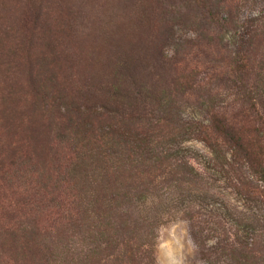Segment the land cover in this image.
Segmentation results:
<instances>
[{
	"label": "trees",
	"instance_id": "16d2710c",
	"mask_svg": "<svg viewBox=\"0 0 264 264\" xmlns=\"http://www.w3.org/2000/svg\"><path fill=\"white\" fill-rule=\"evenodd\" d=\"M201 1L211 3H193ZM210 19H205L207 27L213 25ZM65 29L71 39L77 34L70 25L65 28V23L56 26L41 59L35 63L28 53L27 60L22 61L24 68L19 69L21 78L4 79L8 92L3 93L0 106L25 110L21 112L27 117L7 116L6 110L0 113V229L4 230L0 241L7 253L15 254L14 263L156 264L157 231L171 211V207L165 209L171 201L164 198L162 191L184 188L179 203L190 201L208 211L201 217L193 208L184 214L203 264H264V253L254 239L253 233L257 232L249 219L239 222L227 207L216 205L217 195L183 157L181 146L185 136L197 137L210 150L211 162L225 173L227 187L247 203L264 208V133L240 127L239 122L226 116L227 109L221 102L211 96L219 92L213 83L228 82L227 87L236 89L249 112L254 111L256 107L251 103L256 101L253 95H259V82L264 85V64L259 66L241 44L233 56L221 60L228 73L221 70L217 76L209 74L208 83L201 81L210 92V101L204 102L208 120L177 126V116L167 111L172 110L175 95L187 93L181 89V82L173 81V88L168 89L158 81L155 87H149L140 78L139 82L133 78L130 71H135L134 65L126 58L106 70L107 81L98 80L92 86L87 79H78L77 71L82 69L75 68L77 51L66 53L69 45L60 41ZM173 31L170 27L162 33L159 47L151 46L149 36L144 52L151 60L157 55L164 68L168 64L176 67L186 55L185 46L178 44L172 60L163 57L164 46L174 40ZM185 44L190 45L188 41ZM9 63L10 58L0 63L3 75ZM222 66L210 69L218 71ZM69 71L70 83L65 80ZM146 72H151L150 67ZM224 75L228 76L226 81L222 79ZM21 93L26 94L24 98ZM21 98L26 101H19ZM155 106L162 113L155 120L158 127L145 128L153 120L148 116L142 123H131L130 115L148 112L153 116L148 110ZM27 133L29 137L23 140ZM54 146L62 148H56L63 154L62 168L50 177L53 184L63 183L68 190L52 192L55 197H49V175L40 176L37 169L48 163ZM72 166L83 189L71 187L70 176L64 178ZM222 208L223 216L240 227L234 237L210 242L209 221ZM227 223L229 220L223 224ZM4 261L10 262L7 258Z\"/></svg>",
	"mask_w": 264,
	"mask_h": 264
},
{
	"label": "rangeland",
	"instance_id": "374dc122",
	"mask_svg": "<svg viewBox=\"0 0 264 264\" xmlns=\"http://www.w3.org/2000/svg\"><path fill=\"white\" fill-rule=\"evenodd\" d=\"M209 16L213 23L211 27H207L205 20ZM61 23H65V28H69L70 25L77 30L72 39L69 30H63L60 41L63 40V44L69 45L66 53L75 54L77 51L79 55L75 66L77 70L82 69L80 73L76 70L79 80L87 79V83L92 86L98 80L107 81L109 72L106 70L127 58L131 59L129 63L134 65L135 71H130L133 78L137 81L140 78L144 83H148L149 87H155L158 81L159 85L168 89L169 86L173 88L174 82H181L183 84L181 89L187 93L175 95L173 97L175 105L170 107L171 111H167L177 116L175 117L177 126L188 127L190 124L208 120L204 109V102L210 101L209 87L205 85L208 83L206 77L214 74L217 76L221 70L228 73V67L225 64L222 66L221 60L225 58L228 60L241 44L250 57L257 60L259 66L264 64V0H211V3L201 1L198 4H194L193 0H0V63L10 58V63L5 65L4 71L7 69L5 75L0 72L1 102L3 93L8 92L4 79L8 76L15 80L21 78L19 69L24 68L22 61L27 60L28 53L32 54L31 60L38 62L41 54L46 52L45 48L49 47L48 40L54 34V28ZM164 24H167V27H164ZM170 27L174 29V40L170 45L168 43L164 46L163 57L172 60L177 53L178 44L185 46L186 55L180 59L181 64L176 67L174 64H168L165 65V69L157 55L151 60L144 52L148 48L149 36L152 40L151 46L156 47L162 33H166ZM187 41L190 43L188 46L185 44ZM133 56L136 57L133 59ZM72 61L74 62L73 59ZM214 66H222V69L212 71L210 68ZM147 67H150V73L146 72ZM75 68L72 67V72ZM70 76L71 71L68 72L69 78L65 77L68 83L72 82ZM227 77L224 75V78H221L225 80ZM15 80L14 82L18 83ZM213 84L215 88H219V92L211 96L227 109L228 118L235 119L240 123L239 126L246 130L252 128L264 133L263 84L259 82L257 86L259 95H256L257 93L253 95L256 96V101L251 103L256 109L250 112L249 107L243 105V97L236 94V89L227 87L230 83L217 81ZM44 90L48 89L45 87ZM20 95L24 98L26 94ZM27 95L31 96L29 93ZM22 98L18 100L25 102L26 100ZM5 110L7 116L17 117H23L22 112L25 111L1 105L0 113ZM148 111L153 116L148 112L146 115L144 112L130 115L133 120H130L131 123L139 124L148 116L153 120L146 124L145 128L158 127L155 120L162 115L159 108L149 107ZM18 120L20 124L23 121L22 118ZM28 137L27 133L22 138L24 140ZM181 146L184 149L183 157L201 174L203 183L217 195L216 205L227 207L237 215L235 219L239 222L242 218L249 219L250 225L257 232L256 234L252 232L254 237L256 236L254 239L264 253V208L256 203H247L227 187L225 173L211 162L210 150L197 137L185 136V139H181ZM53 148L55 150L50 158L52 163L49 160L48 163L40 164L37 169L40 176H44L45 173L49 175L50 180L47 181L49 197H55L52 192L64 193L68 190L63 188V183L53 184L51 180L50 175L61 170L60 162L63 157V154L57 152L62 151L61 147ZM70 169L64 178L70 176L73 180L71 187L76 185L80 190L81 182L75 179L73 172L75 168L72 166ZM32 184L34 185V182ZM183 189L162 191L164 198L171 201L165 204V209L171 207V211L162 219L163 224L157 231L156 264H203L198 259L197 249L190 238L188 223L184 217L192 208L198 217L207 214L208 211L204 212L200 204L191 205L190 201L179 203ZM165 209H162L163 212ZM223 213L222 208V211L213 213L215 215L211 216L212 219L206 217L207 220L211 219L210 242L227 236L234 237L236 229L240 227L238 223L233 224L230 219L225 218ZM226 220H229V223L223 224ZM239 229L240 235L242 229ZM2 231L4 232L3 228L0 229V240ZM3 257L10 260L6 261L7 264H15V254L7 253L6 247H3L0 241V264H5Z\"/></svg>",
	"mask_w": 264,
	"mask_h": 264
}]
</instances>
